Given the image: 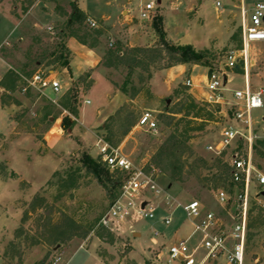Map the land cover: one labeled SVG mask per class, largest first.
<instances>
[{
  "label": "rangeland",
  "instance_id": "rangeland-1",
  "mask_svg": "<svg viewBox=\"0 0 264 264\" xmlns=\"http://www.w3.org/2000/svg\"><path fill=\"white\" fill-rule=\"evenodd\" d=\"M68 1H75L98 25L91 32L81 29L78 35L82 43L67 40L72 76L56 62L66 17L55 12V2L0 0V264H167L169 248L181 240L187 242L185 256L202 260L206 254L203 235L182 208L166 206L165 195L142 194L141 199L154 210L153 219L124 222L117 231L103 233L99 221L109 206L108 195L81 167L79 159L84 151L98 159V141L106 140L136 167L146 169L174 130V124L165 127L159 121H168L173 117L166 114L177 113L176 122L186 121L179 131L192 130L188 144L195 155L187 151L180 157L184 165L180 182L171 178L169 167L176 159L165 156L155 180L161 190L182 204L200 202L204 213L213 212L226 230L231 229L237 192L228 194L227 203L220 204L218 191L209 190L213 173L201 167L192 173V168L196 156H204L213 165L205 148L216 144L213 141L224 128L246 133L245 125L231 119L229 111L234 92L245 91L247 76L241 61L240 71L227 69L224 56L243 48L242 3L249 10L264 0H160L159 4L158 0H62L64 10L69 9ZM217 1L222 4L219 10L215 9ZM149 2L156 5L154 16L163 19L167 40L212 52L218 65L213 72L220 74L228 89L226 104L206 102L208 67L191 71L188 65L181 71L165 69L157 61L147 72L133 70L126 83L130 68L107 58L108 49H116L121 58L129 59L133 56L127 52L129 48H146L158 41L153 18L143 20L140 16L141 8ZM105 17L110 18L107 24ZM249 52L254 63L249 82L252 92L257 93L264 90V42L250 44ZM73 55L87 63L82 74ZM38 71L53 72L61 84L58 95L50 89L44 95L31 90L23 93L26 80ZM222 73L228 76V83ZM103 77L113 94L123 96V104L104 128ZM188 79L192 87L185 85ZM124 84L126 94L118 90ZM75 92L79 103L78 114L73 116L65 105ZM144 112L158 120L157 135L134 129ZM188 114L191 117H186ZM194 114L196 118H192ZM252 120L259 132L256 136L264 139V104L252 111ZM258 163L264 170V160ZM171 212V224L165 225L163 219ZM247 224L245 264H264V197L258 196L256 174ZM135 233L140 237H134ZM155 236L156 245L151 242ZM206 264H226L225 257Z\"/></svg>",
  "mask_w": 264,
  "mask_h": 264
},
{
  "label": "built area",
  "instance_id": "built-area-1",
  "mask_svg": "<svg viewBox=\"0 0 264 264\" xmlns=\"http://www.w3.org/2000/svg\"><path fill=\"white\" fill-rule=\"evenodd\" d=\"M142 2V0H136ZM156 5L152 2L146 3L141 8V19L149 20L154 17ZM222 8L221 2L215 3V9ZM242 36L243 48L240 51L228 52L225 55V67L236 69L241 61L243 70L246 74L245 91H236L233 94L232 107L235 110V119L245 125L246 133L229 127L224 128L216 144H208L206 151L214 155H220L224 151L231 149L232 145L239 140L247 143V153L240 156L234 153L231 156V165L234 168L233 178L235 182L243 183V189L236 193L235 201L237 210L235 222L231 229L226 230L224 225L218 220L213 212H203V205L198 201L182 204L173 198L167 191L161 190L155 180L156 169L148 172L145 168L136 167L128 158L124 157L118 149L111 148L104 140L98 141L101 161L112 171L124 173V180L120 194L112 205L106 210L99 221V226L110 232L117 231L124 222L137 223L142 219H153L154 210L148 208V202L141 199L144 192L150 191L157 195H165L166 206L172 208H182L186 218L191 221L196 231L204 237L205 256L200 261H196L190 256H185L187 242L181 240L177 245L171 246L167 252V264H206L212 259L224 256L226 264H245V254L248 238V207L251 198V188L253 174H256V184L258 196L264 197V171L258 170L253 161V144L257 139L254 132L252 111L263 106L264 90L253 93L249 82V70L253 66L250 60V44L264 42V3L258 2L249 10L242 3ZM87 23L92 28H97L95 20L88 18ZM226 83L229 82L227 76L222 73ZM187 87H192V80L188 79L185 83ZM206 102L210 105L226 104L225 92L228 89L220 79V74L213 72L206 78ZM47 89L52 90L58 95L61 90L60 82L55 78L53 72L34 73L30 79L26 80L23 93L28 90L44 95ZM134 129L143 131L152 136L159 132L158 121L150 112H144L138 119ZM217 201L220 204L227 203L228 194L219 191ZM169 217L163 219L165 225L171 224L172 212ZM158 235V234H156ZM228 241L232 245L228 246ZM156 245V236L151 239Z\"/></svg>",
  "mask_w": 264,
  "mask_h": 264
},
{
  "label": "trees",
  "instance_id": "trees-1",
  "mask_svg": "<svg viewBox=\"0 0 264 264\" xmlns=\"http://www.w3.org/2000/svg\"><path fill=\"white\" fill-rule=\"evenodd\" d=\"M51 1H54L56 4L55 12L66 17V25L62 29V32L59 34L61 42L57 44L58 50L56 52V62H59V64L64 69L68 70L69 74H71L70 64L72 60V54L70 50L68 51L66 49L67 40L75 39L77 41H80L81 37L78 34L83 27L85 29H88L90 32L95 28L89 26V24L87 23L89 17L80 10L78 4L75 1H68V10H64L62 8V0ZM152 21L155 34L158 38V41L154 44V46H149L146 48H129L127 52H130V54H132L133 56L129 59L125 58L126 60L120 57L119 52L116 49H108L107 51V58L115 61L117 60L122 65H126L130 68L131 73L129 74V78L126 79V83L129 82L131 77L130 75L133 73V70L141 69L144 72H147L149 66L156 63L157 61H160L164 66L163 68L165 69L178 66L198 65L202 67H208L210 69V74L213 73L214 65L215 67H217L218 65H216L215 63V58L212 52L207 49L197 50L191 45H174L166 38V32L164 30L162 17L156 15L153 17ZM238 69H240V67H238ZM13 75L15 79H18V76H16L15 74ZM118 90L121 93L126 94V84H124V86ZM78 103L79 94L78 92H75L71 97L70 102L65 105V108L67 111H70L73 116H76L78 114ZM174 114L177 115V113H172V115L166 114L169 115L167 117H173L171 119L169 118L168 121L167 118L166 120L159 121L165 127H170L174 124V130L160 146V150L156 158H152V160L147 164L146 170L150 172L152 169H157L158 164L162 158H164L165 156H173V158H175L176 160L170 162L169 164V167L172 170L171 178L174 181L180 182L182 170L184 168V165L179 162L180 157H182L183 154H185L187 151H191V155H195V153L190 150L188 144L192 139L189 136V133L192 132V130L187 129L185 131L181 130L180 132L179 129L181 128V124L186 123V121L180 119L176 122V117ZM191 115L192 114H188L186 117H191ZM194 115L195 116H193L192 118H196V114ZM229 117H231V119L235 118L234 108H231V110L229 111ZM130 125L133 126L134 124ZM254 132L256 135H258L259 133L257 128H254ZM218 140L219 138L214 140L213 142H217ZM234 153H239L240 156L246 155L247 143L244 140H239L232 145L231 149L224 151L220 155H214L210 153V155L212 156V160L210 161H213V165L211 166L206 161L204 156H196L194 162L195 165L192 168V173H195L197 169H200V167L205 169L206 171H211L213 175L212 178L208 180V182L211 184L209 187L210 191L219 192L220 190H223L229 195L235 191H241L243 189V183L235 182L233 178L234 168L231 165V156ZM262 160H264V139H258L257 137L253 144V161L258 170L264 171L260 168V165L258 163V161ZM79 163L81 167L89 175H91L107 193L109 206L112 205L118 198L121 186L127 175L118 171L110 170L101 161L100 157L98 159H94L87 151H84L82 153L79 159ZM100 229H103V233L110 232L109 230H106L104 228Z\"/></svg>",
  "mask_w": 264,
  "mask_h": 264
},
{
  "label": "crops",
  "instance_id": "crops-1",
  "mask_svg": "<svg viewBox=\"0 0 264 264\" xmlns=\"http://www.w3.org/2000/svg\"><path fill=\"white\" fill-rule=\"evenodd\" d=\"M124 15L128 16V13L126 12ZM109 19H110L109 17H105L104 22L106 23ZM73 56H74L73 59L78 61V64H79L78 67H81L83 69V71L80 73V74H82L85 71L86 67H87L86 66L87 63H84V61L79 59V57H76V55H73ZM185 67L186 66H178V67H174L173 69L186 71ZM197 67L199 68L198 65L192 66L191 71L193 69H196ZM235 70L240 71V69H238V68L235 69ZM70 73L72 74V60H71V64H70ZM207 75H208V73H207ZM206 78L207 77H205V82H206ZM227 78H228V76H227ZM122 104H123V96H121L119 93L113 94L112 90H111L110 83L105 79V77H103V128L105 126V122L110 117H113L116 114V112L118 111V109L121 107Z\"/></svg>",
  "mask_w": 264,
  "mask_h": 264
},
{
  "label": "water",
  "instance_id": "water-1",
  "mask_svg": "<svg viewBox=\"0 0 264 264\" xmlns=\"http://www.w3.org/2000/svg\"><path fill=\"white\" fill-rule=\"evenodd\" d=\"M157 2H158V4H159V3H160V0H158ZM134 237H140V234L135 233V234H134Z\"/></svg>",
  "mask_w": 264,
  "mask_h": 264
}]
</instances>
